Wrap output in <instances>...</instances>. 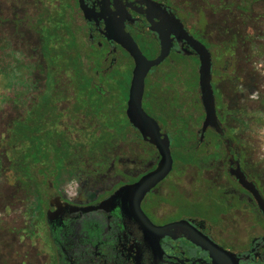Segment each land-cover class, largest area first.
<instances>
[{
	"label": "flooded vegetation",
	"instance_id": "flooded-vegetation-1",
	"mask_svg": "<svg viewBox=\"0 0 264 264\" xmlns=\"http://www.w3.org/2000/svg\"><path fill=\"white\" fill-rule=\"evenodd\" d=\"M42 2L48 0H31L35 8ZM205 2L217 11L216 3ZM53 3L71 11L69 19L82 48L84 66L94 72L92 84L100 89L117 73L130 76L131 83L135 62L117 41L121 26L149 60L159 57V32L167 31L168 23L174 29V18L207 47L192 32L197 27L188 23L193 12L185 10L184 0ZM26 15L22 8L18 26L24 24ZM170 38V54L148 72L143 97L145 112L157 121L162 136L170 139L173 159L170 173L142 199L141 209L150 226H143L134 215L128 190L157 170L161 154L132 124L133 136L114 148L107 159L81 160L68 168L70 174L54 171L39 177L45 180L40 196L32 194L10 170L34 205L28 225L33 227L44 264H264V165L251 158L236 134L237 129H244V98L258 90L252 84L244 87V80L235 72L215 76V51L207 47L222 133L212 127L202 133L205 110L200 109V88L188 91L184 74V58L198 56L183 37L171 33ZM42 65L35 59L34 66ZM37 77L39 84L44 82ZM67 96L69 104L64 107L72 111L75 93ZM186 119L196 137L194 142L181 143L178 140L184 136ZM83 126L80 129H86ZM94 127L99 129V124ZM130 143L128 154L123 146ZM185 148L186 154L195 156L189 163L182 159ZM238 168L260 198L236 177Z\"/></svg>",
	"mask_w": 264,
	"mask_h": 264
},
{
	"label": "trees",
	"instance_id": "trees-1",
	"mask_svg": "<svg viewBox=\"0 0 264 264\" xmlns=\"http://www.w3.org/2000/svg\"><path fill=\"white\" fill-rule=\"evenodd\" d=\"M246 1L242 0L238 9L249 20L246 17ZM42 4L44 5L43 2ZM42 4L37 7L34 15L25 18V24L28 22L41 41L40 62L44 65L34 66L33 61L31 66L33 69L39 68L44 82L39 84L36 81L38 77L34 74L30 80L31 94L14 105L11 116L3 125L0 138L4 147L3 157L8 159L10 170L16 177L18 175L32 194L39 196L40 186L45 181L39 177H47L54 171H58L60 175L70 174L68 168L81 160L93 163L97 159H107L114 148L133 136L131 123L126 115L130 76L117 73L106 81L104 89L94 86L92 80L95 75L84 66L82 48L74 25L70 23L69 28L63 27V20L52 19L54 10L47 4L41 14ZM232 6L223 5V8L232 13ZM19 16L17 14L13 21L17 26ZM51 20L56 23L53 29L49 28ZM7 23L8 21L0 18V43H5L14 54L23 57L26 52L18 50L15 43L20 34L17 29L12 33L7 31ZM233 23V19L228 17L223 21L224 28L217 26L220 33H226L230 37L225 42L229 53L226 52L222 66H229L225 58L236 55V45L242 40L238 30L232 27ZM195 31L200 39L206 41L207 47L218 45L209 39L207 28L197 27ZM51 33L54 35V42L51 40ZM247 37L254 39L252 34ZM62 43L65 48L61 47ZM213 49L216 51L215 47ZM196 64L199 66L198 58ZM67 80H71L72 84L69 85ZM197 87L200 88L198 73L197 83L187 90L192 92ZM71 92L76 97L72 111L64 107L69 104L66 100ZM200 102V108L204 109L202 95ZM202 119L203 116L199 120ZM84 120L85 123L82 122ZM95 124H99L97 130L100 131L95 129ZM81 125L86 129H80ZM195 137V132L186 119L184 136L178 142H194ZM183 152L182 159L185 163L195 159V156L186 154L187 148Z\"/></svg>",
	"mask_w": 264,
	"mask_h": 264
},
{
	"label": "rangeland",
	"instance_id": "rangeland-1",
	"mask_svg": "<svg viewBox=\"0 0 264 264\" xmlns=\"http://www.w3.org/2000/svg\"><path fill=\"white\" fill-rule=\"evenodd\" d=\"M184 1L185 10L193 12L192 17L188 18V23L191 26L207 28L209 39L218 44L214 45L216 51L213 53L215 76L224 77L223 72L226 74L235 72L244 80V87L252 84L258 90V94L247 95L244 98V129H237L236 134L244 142L251 158L260 160L264 165V0L246 1V17H249V20L244 18V12L238 9L241 0H207L217 4L216 12L207 5L206 0ZM46 4L49 7L53 5L52 19L63 20L61 21L63 27L71 26L70 10L68 11L64 5L58 8L53 0H48L47 3L42 4L41 14ZM224 4L233 5V12L224 9ZM22 8H25L26 16L34 15L38 10L31 4V0H0V18L8 21L7 31L12 33L15 29L18 30L20 38L15 43L18 50L26 52V55L21 57L14 54L5 43H0V138L3 134V125L11 116L14 105L31 94L30 80L34 74L41 77L36 68L33 69L31 66L35 59L41 60L39 35L33 31L28 22L25 24L24 21L20 26L13 22ZM228 17L233 19L232 27L238 30L242 40L236 45V55L225 58L229 66H222L226 52L229 50L226 49L225 42L230 37L226 33H220L217 26L224 28L223 21ZM55 20H51L50 29L55 27ZM226 26L229 27L230 24ZM192 32L200 38L196 31L192 30ZM249 34H252L253 40L248 39ZM51 37L54 42L52 33ZM201 40L206 44V41ZM61 47L65 48V44L62 43ZM214 47L211 45L208 48L210 50ZM197 73L196 58L186 56L184 58L186 89H192L197 83ZM147 106L152 107L150 103ZM1 145L2 142H0V264H44L46 259L39 256L33 237V227L28 225L32 219L31 212L34 205L31 199L26 198L14 174L10 172L9 161L3 157L4 147ZM130 145L131 143L123 146V150L128 154L133 146Z\"/></svg>",
	"mask_w": 264,
	"mask_h": 264
},
{
	"label": "water",
	"instance_id": "water-1",
	"mask_svg": "<svg viewBox=\"0 0 264 264\" xmlns=\"http://www.w3.org/2000/svg\"><path fill=\"white\" fill-rule=\"evenodd\" d=\"M173 21L177 24L174 29L171 23H168V30L159 32L162 49L159 57L154 60H149L145 57L137 43L131 35L125 31L123 26L117 28L116 33L117 41L131 55L135 62V68L130 83L126 115L129 122L141 132L143 138L146 140L148 139L150 143L155 145L161 154V162L157 170L142 178L139 183L128 190L127 199L130 201L132 211L139 222L145 227L150 226L151 222L141 209L142 199L150 189L170 173L173 165L169 137L167 135L164 137L162 136L157 121L150 117L143 108L145 79L151 68L160 65L169 56L172 47L170 38L171 33L178 35V37H183L191 45L199 59V85L205 109V120L202 126V133H205L209 127L222 133L218 122L215 93L212 85L211 53L201 41L188 33L180 21L175 18ZM186 53H188L187 50ZM234 174L240 182L244 184L245 188L256 192L254 186L247 182L240 168H238ZM256 195L260 198L257 192Z\"/></svg>",
	"mask_w": 264,
	"mask_h": 264
}]
</instances>
